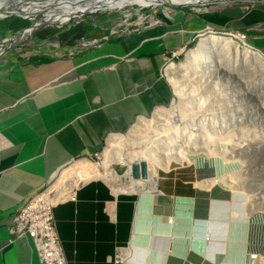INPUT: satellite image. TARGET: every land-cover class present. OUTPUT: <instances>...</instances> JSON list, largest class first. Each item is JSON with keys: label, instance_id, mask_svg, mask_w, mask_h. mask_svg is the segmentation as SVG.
<instances>
[{"label": "crops", "instance_id": "1", "mask_svg": "<svg viewBox=\"0 0 264 264\" xmlns=\"http://www.w3.org/2000/svg\"><path fill=\"white\" fill-rule=\"evenodd\" d=\"M8 18L0 20V38L23 30ZM127 21L103 35L96 20L71 25L15 48L20 31L0 55V264H40L32 241L8 228L15 210L42 190L60 195L51 212L66 264H222L228 253V238L215 237L231 209L218 199L227 193L212 178L196 181L195 168L164 171L148 191L114 190L102 178L67 189L64 177L106 137L172 101L163 67L198 34L240 31L264 56V2L171 8L132 29ZM157 196L168 200V212L153 211ZM240 244L231 254L244 261Z\"/></svg>", "mask_w": 264, "mask_h": 264}, {"label": "rangeland", "instance_id": "2", "mask_svg": "<svg viewBox=\"0 0 264 264\" xmlns=\"http://www.w3.org/2000/svg\"><path fill=\"white\" fill-rule=\"evenodd\" d=\"M148 2L150 1L135 3L138 6L132 3L121 10L97 12L91 8L90 10L95 12L85 13L68 22L64 21L62 22L63 26H60L61 24L56 21V17L46 20L43 19L41 13L36 15L38 12L20 11L17 14L26 18L10 17L16 18L17 20L14 19V22L18 21L16 23L22 25V28L28 27L34 21L43 23L38 26L36 34L32 32L33 36L25 34L20 40H17L18 38L15 37L22 31L18 30L6 37L15 38L13 47L18 48L29 44L35 36L36 39L45 40L52 33L62 35L67 26H80L94 20L98 21L97 23L101 22L103 27H97L95 33L103 35L105 33L103 29L109 31L112 27H121L119 20L127 19L130 24L127 27L132 29L137 25L158 21L164 13L172 8L164 4L155 6L153 2H150L152 6H142ZM226 3L254 2L229 1ZM213 4L225 3L216 2L211 5ZM23 21H27V23L25 24ZM209 35L231 36L229 33L226 35L204 31L195 36L190 44L175 51L166 61L163 74L173 89V98L169 104L157 108L150 115L138 118L128 130L109 135L96 153L74 161L66 170H71L79 161L97 165L108 161L111 169L122 174L126 169V164L120 162L123 154L129 151L130 147L144 143V138L174 139L178 143L182 141L189 146L186 150L188 154L185 160L171 161L167 170L158 168L157 181L161 175L165 174L164 171H172V168L179 166L188 167L191 170L195 168L196 181L212 178L210 180L213 183L212 187L221 193H227L226 197L218 196V199L227 201V204L231 206V209L226 210L224 217L219 220L221 232L215 233L217 241L219 236L223 241L228 238V253L224 254L222 262H220L222 264H264V83L262 82L258 87H254L252 80L249 79L235 83L234 79L225 72L207 71L204 64L191 58L189 52L196 49L200 41ZM232 36L231 39L243 45L234 38L235 36ZM161 108L164 109V112H160ZM159 128H162L160 129L161 134L156 133ZM113 137H117V139L111 141L110 139ZM196 146H203V148L196 152ZM102 171L100 169V172ZM90 178H102L113 189L122 188L123 191L130 189L128 182H116L103 176ZM135 188L139 189L138 186ZM133 194L138 197L137 192H133ZM157 200L159 201L158 206L154 207L153 211L156 212L159 209L168 212V200L159 196H157ZM230 219L232 224L228 222ZM207 220L208 218L204 221L205 225ZM190 230L194 235L195 232ZM187 232L186 228L181 229L182 236ZM237 233H239V237ZM237 239L239 243L235 244ZM242 242L245 249L244 261L241 260L240 252L231 254ZM253 250L257 251L259 257L254 263H251L247 260V254ZM230 256L232 257L231 261H226V258Z\"/></svg>", "mask_w": 264, "mask_h": 264}, {"label": "bare ground", "instance_id": "3", "mask_svg": "<svg viewBox=\"0 0 264 264\" xmlns=\"http://www.w3.org/2000/svg\"><path fill=\"white\" fill-rule=\"evenodd\" d=\"M76 1L77 0H16L12 2V0H0V17L4 14V8L16 14L17 12L20 13V11L32 13L43 12V19L49 20L51 17H56V21L62 24L64 21L68 22L74 19V17L77 18L81 16L87 11H90L91 8L93 10L100 9L101 11L121 10L132 3L146 1L155 2L154 0H128L127 2L126 0H88L85 3H90L86 5L79 4ZM170 1L182 2L184 0ZM7 4H10L12 7H8ZM30 31L31 28H28L23 31V34L29 33ZM223 33L226 34V32ZM230 35H233L232 37L235 36L234 38L243 45L231 39V36L223 37L209 35L200 41L196 49L189 52L191 58L204 64L207 71L213 70L218 73L225 72L229 77L234 79L235 83L244 82L249 79L252 80L254 87L260 86L262 82L264 83V56L254 51L245 43V34L235 31L231 32ZM162 111L164 112V109L161 108L160 112ZM160 129L162 128L157 129V134H161ZM116 139L117 137H113L110 140L114 141ZM143 142L144 143H139L130 147L129 151L123 154L120 162L126 164V169L122 174H118L115 170L111 169L110 162L108 161H104L101 165L79 161L71 170L66 171L64 184L67 189H69L78 181H84L90 177L103 176L116 182H128L130 184V189H124L125 191H148L156 183L158 168L167 170L171 161H183L188 154L186 150L189 146L182 141L178 143L174 139L159 138V140H154L152 137H147L144 138ZM202 148L203 146H196L195 151H201ZM206 150L210 152L207 148ZM215 150L217 151V148ZM139 161H144L146 163L148 178H146L147 176L145 178L139 176L138 178L132 175V164ZM100 169L103 171L100 172ZM134 178H137V180H134ZM137 186L139 189L135 188ZM114 190L122 191L123 189L115 188ZM57 194L56 191L52 193V201H55L60 196ZM25 204H32V197Z\"/></svg>", "mask_w": 264, "mask_h": 264}, {"label": "built area", "instance_id": "4", "mask_svg": "<svg viewBox=\"0 0 264 264\" xmlns=\"http://www.w3.org/2000/svg\"><path fill=\"white\" fill-rule=\"evenodd\" d=\"M12 42L11 37L0 40V55ZM91 42H96V39ZM52 193L42 190L32 194V204H25L24 201L15 210L8 231L16 238H29L32 241L40 264H66L51 212ZM258 257L256 250L247 254V260L251 263Z\"/></svg>", "mask_w": 264, "mask_h": 264}, {"label": "water", "instance_id": "5", "mask_svg": "<svg viewBox=\"0 0 264 264\" xmlns=\"http://www.w3.org/2000/svg\"><path fill=\"white\" fill-rule=\"evenodd\" d=\"M11 1V0H10ZM13 1H16V0H12ZM23 1V0H22ZM88 0L84 1V0H77L76 2H78L79 4H88V3H85L87 2ZM128 0H126L127 2ZM155 2H153L154 4L153 5H159V4H164L166 6H170L172 8H177V7H185V6H190V7H198V6H205L207 4H212V3H216V2H219V3H226V2H229V1H243V2H264V0H184L182 2H172L170 0H154ZM8 3H11V2H8ZM135 4V3H133ZM152 3L148 2V4H142V6H145V5H148V6H152L151 5ZM8 5V4H7ZM6 5V6H7ZM137 5V4H135ZM138 6V5H137ZM8 7H12L10 4L8 5ZM2 9V8H1ZM4 11V14L3 16L0 17V20L1 19H4V18H7V17H10V16H16V17H21V18H26L24 17L23 15L21 14H16V13H12V12H9L8 9L4 8L3 9ZM97 12L101 11L100 9H97L95 10ZM95 11H87L86 13H91V12H95ZM41 13L43 15V12H38L36 13L39 14ZM85 14V13H84ZM82 14V15H84ZM81 15V16H82ZM75 18V17H74ZM43 22L41 21H34L33 23H31L28 27H26L25 29L27 28H31V29H34L38 26H40ZM52 24L55 23V22H51ZM63 24V23H62ZM24 29V30H25ZM23 30V31H24ZM132 175L134 177H142V178H145L147 176V170H146V163L144 161H139V162H135L132 164Z\"/></svg>", "mask_w": 264, "mask_h": 264}, {"label": "trees", "instance_id": "6", "mask_svg": "<svg viewBox=\"0 0 264 264\" xmlns=\"http://www.w3.org/2000/svg\"><path fill=\"white\" fill-rule=\"evenodd\" d=\"M8 19H16V18H12V17H9ZM25 24L27 23V21H23ZM221 195H224V193H222Z\"/></svg>", "mask_w": 264, "mask_h": 264}, {"label": "clouds", "instance_id": "7", "mask_svg": "<svg viewBox=\"0 0 264 264\" xmlns=\"http://www.w3.org/2000/svg\"><path fill=\"white\" fill-rule=\"evenodd\" d=\"M64 24H66V23H64ZM25 28H26V27H25ZM25 28H23V30H24ZM23 30H22V31H23ZM213 32H215V31H213Z\"/></svg>", "mask_w": 264, "mask_h": 264}]
</instances>
